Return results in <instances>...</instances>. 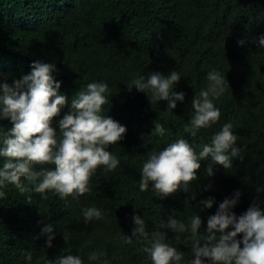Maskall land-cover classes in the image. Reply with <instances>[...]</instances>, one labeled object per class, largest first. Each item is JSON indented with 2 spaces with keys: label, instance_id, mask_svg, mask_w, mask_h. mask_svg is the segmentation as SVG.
Wrapping results in <instances>:
<instances>
[{
  "label": "trees",
  "instance_id": "trees-1",
  "mask_svg": "<svg viewBox=\"0 0 264 264\" xmlns=\"http://www.w3.org/2000/svg\"><path fill=\"white\" fill-rule=\"evenodd\" d=\"M262 33L264 0H0V81L11 84L36 59L56 64L54 76L69 101L89 81L106 80L110 101L104 115L127 129L124 139L108 145L120 165L98 167L90 178L91 192L66 199L49 192L42 199L30 185L24 192L8 185L0 199V264H25L27 252L31 264H47L68 252L79 254L84 264H151L139 250V240L124 242L134 227L133 211L145 215L150 231L169 215L187 223L197 211L202 232L218 202L234 189L241 190L233 208L237 215L253 197L264 200V191L255 187L264 185V48L253 42ZM239 39L244 43L238 44ZM212 68L225 73L229 87L214 100L220 109L217 122L192 136L185 131L190 101L206 87ZM169 69L182 74L173 90L185 94L173 111L166 100H152L135 86L128 89L138 73ZM67 110L66 104L60 115ZM229 120L240 148L230 168L213 163L214 173L208 176L210 158L202 159L188 191L178 189L159 199L151 189L139 190V168L151 147L184 136L199 151ZM154 122L164 124L163 137L151 133ZM10 127L7 118L0 119V132ZM41 166L46 165H34ZM193 192L195 200H188ZM210 196L215 197L212 207H202L199 201ZM91 205L101 209L103 219L85 224L81 210ZM46 222L54 224L56 233L51 247L40 235ZM164 230L184 259L191 260V234L181 233L175 240V233ZM92 251L102 254L99 260L89 259Z\"/></svg>",
  "mask_w": 264,
  "mask_h": 264
},
{
  "label": "clouds",
  "instance_id": "clouds-1",
  "mask_svg": "<svg viewBox=\"0 0 264 264\" xmlns=\"http://www.w3.org/2000/svg\"><path fill=\"white\" fill-rule=\"evenodd\" d=\"M253 42L264 48V33L253 38ZM237 43L243 44L244 40L239 39ZM57 71L54 62L36 59L32 61L31 70L11 84L0 81V119L7 118L12 123V127L0 132V199L6 197L8 185L20 192L30 185L42 199H47L49 192L61 199L75 198L92 191L90 178L98 167L113 170L120 165L119 157L108 145L124 139L127 129L126 125L104 115V106L110 101L108 82L89 81L69 101L60 91L61 81L54 76ZM181 76L179 71L171 69L166 73L159 70L149 71L147 75L138 73L127 86L129 90L135 86L152 100H166V108L173 111L177 101H183L185 96L183 90H173ZM206 80V87L190 101L192 112L185 131L192 136L217 122L220 109L214 100L229 87L225 73L216 68L206 73ZM66 104L68 110L60 115ZM54 117L59 118L54 120ZM153 131L163 137L167 129L163 123L154 122L151 133ZM239 152L231 120L224 122L199 151L187 137L179 136L163 147L153 146L146 152L139 168L138 188L142 192L151 189L153 196L159 199L178 189L188 191L191 182L198 178L196 170L200 169L202 159L210 158L206 171L212 176L213 163L228 169ZM36 164L46 166L36 168ZM255 187L257 192L264 191V185ZM240 196L241 190L234 189L231 195L219 201L202 232V219L197 211H193L187 223L169 215L151 231L146 230L145 215L133 211L134 227L131 235L124 234V242L131 243L133 238L139 240V250L151 264H264V207H261L264 200L253 197L246 210L237 215L233 208ZM195 198L193 192L187 199ZM214 201L215 197L210 196L199 204L211 208ZM81 214L85 224L103 219L104 215L95 205L82 208ZM164 229L175 233V240L181 239V233L191 234V260L184 259L183 251ZM238 233L242 234L239 238ZM40 235L46 236L45 245L51 247L56 235L54 224L43 223ZM101 255L92 251L89 259L99 260ZM24 260L25 264H31L32 253L27 252ZM47 264H84V259L68 252ZM101 264H109V261L103 260Z\"/></svg>",
  "mask_w": 264,
  "mask_h": 264
}]
</instances>
